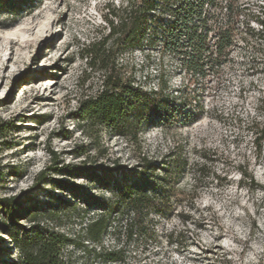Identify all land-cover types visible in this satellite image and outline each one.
<instances>
[{
    "label": "rangeland",
    "instance_id": "1",
    "mask_svg": "<svg viewBox=\"0 0 264 264\" xmlns=\"http://www.w3.org/2000/svg\"><path fill=\"white\" fill-rule=\"evenodd\" d=\"M127 1L0 0V202L17 199L9 215L0 205V264H22L18 243L31 240L34 227L74 240L63 251L66 264H110L102 253L117 245L124 249L121 264H264V140L257 149L264 127V0H237L229 55L193 82L153 26L140 48L119 52L122 76L155 90L161 75L164 104L174 107L172 120L159 111L136 141L84 129L75 116L102 77L88 54L100 48L108 21ZM226 6L218 0L205 7L209 29L227 23ZM153 15L162 30L171 22L159 10ZM215 40L213 32L212 49ZM77 153L101 176L118 160L126 182L151 177L144 157L158 167H181L167 179L171 208L150 218L146 238L127 241L123 230L133 216L126 215L114 220L102 244L87 240L96 213L87 200L94 205L112 193L68 173L67 166L84 161ZM202 165L210 174L195 186L192 169Z\"/></svg>",
    "mask_w": 264,
    "mask_h": 264
},
{
    "label": "trees",
    "instance_id": "2",
    "mask_svg": "<svg viewBox=\"0 0 264 264\" xmlns=\"http://www.w3.org/2000/svg\"><path fill=\"white\" fill-rule=\"evenodd\" d=\"M228 21L226 24L216 23L213 29H209V15L205 11L206 6L217 7L218 0H128L126 7L113 13L109 35L101 42L96 52L90 53V66H97L102 73L98 90L83 99L75 114L77 120L86 127H98L111 130L116 136L124 140H138L140 128L152 121V116L162 112V116L172 120L170 114L174 110L171 105L165 106V92L167 83L161 75L158 89L147 90L132 79H125L118 67L119 52L124 49H138L147 38L152 26L153 31L159 33L165 52L169 51L178 56L185 70V74L193 82L198 77H204L220 60L229 55L234 42V25L231 21L239 18L240 13L236 9L237 0H226ZM160 11L168 14L170 23L162 30L159 21L155 20L153 13ZM159 20V19H158ZM116 23V25H115ZM214 32L215 42L213 49L209 47V35ZM154 36V35H153ZM153 38V37H152ZM94 61V63H93ZM216 63V64H215ZM219 66V65H218ZM208 68V69H207ZM160 116V115H158ZM175 117V116H174ZM264 140V127L262 137L257 149L261 150ZM85 153H77V157L84 158L81 166H67L68 173L75 172L74 176L89 178L104 190H111V198L87 200L86 204L96 213L89 219L86 225V237L89 242L102 244L104 235L113 228L115 219L126 215L133 216L125 224L124 232L127 241L136 238H146V223L152 216H164L171 208L172 193L167 179L176 178L181 172V167H158L145 157L141 159V165L149 176L141 177L136 182L124 181L123 167L115 160L107 170L108 174L101 176L100 171L90 169ZM163 168V169H162ZM59 172V169H50ZM207 166L202 165L192 169L195 186L202 176L207 173ZM163 172L162 177H156V172ZM47 172L41 173V177ZM44 180V179H43ZM42 180V181H43ZM250 183H255L252 176ZM194 186V188H195ZM3 214L9 215L17 205L16 198H6L0 202ZM129 222V223H128ZM121 227V226H120ZM34 237L29 241H20V256L22 264H66L63 261V251L69 245H74V240L59 232L32 229ZM2 231L9 232V227L4 225ZM173 236V235H172ZM169 242L171 240L169 239ZM124 253L123 245H117L114 249L104 250L102 257L110 264H121Z\"/></svg>",
    "mask_w": 264,
    "mask_h": 264
}]
</instances>
